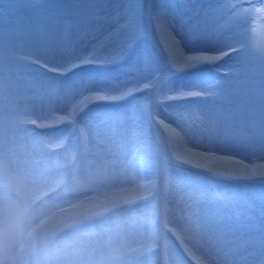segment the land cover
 I'll return each mask as SVG.
<instances>
[{
  "label": "rangeland",
  "instance_id": "1",
  "mask_svg": "<svg viewBox=\"0 0 264 264\" xmlns=\"http://www.w3.org/2000/svg\"><path fill=\"white\" fill-rule=\"evenodd\" d=\"M165 1L170 7H174L179 3L177 0ZM233 1L199 0L200 5L207 8L215 5L213 8L215 18L213 24L216 30L212 33L204 28L207 40L211 42L218 35L219 38H225L226 47L237 48L239 50L235 54V58L230 59L231 62L226 66L227 76L215 84L225 90H235L241 99L251 96H255L258 99L261 86L264 84V9H262L263 7L259 4L258 0ZM44 2L47 3L49 0H44ZM145 25L147 26L146 19ZM237 28L240 29L237 30ZM233 29H236L237 32L232 35L231 30ZM142 43L148 53H155L156 49L150 37H145ZM3 44V38H0V51L3 49ZM0 70H2V66H0ZM198 80H207L206 72L200 70L197 73L194 71L176 79L177 82L184 84ZM28 81L29 77L22 72L13 73L10 79L0 77V211H3V214L0 213V245L7 235L17 229V227L20 228V232L18 233L19 240L17 241L20 247L16 251L18 257L16 261L9 260L8 264H22L26 247L30 245V243H27L29 242L28 237L37 244L34 246V250L37 251L38 264H147L148 262L142 260L141 254L144 251L148 252L150 247V243L143 244L142 242V237L147 242V237L150 235L147 230L150 224L147 210L140 209L132 212L115 233L112 232V226L105 224L86 231L81 236L69 235L56 244L50 245L46 252L45 246L47 242H50L53 230H57V224L54 223L53 226L49 224L44 225L36 221V218L32 220L27 219L34 212V210H27V207L38 197L37 194L40 191L37 190L33 194L30 192L35 187V181L33 177H30L32 173L34 175L42 174L52 177L53 180L56 179V181H51L49 188L42 190L60 188L59 193L63 196L62 198L67 199L70 196H84L83 193L89 194L92 191L95 192L92 196H95L97 189L100 188H103L105 193L109 192L110 185L115 180H118V178H121L122 173L117 169L120 165L116 164L119 161L118 154L114 151L115 149L122 150L121 146H124L123 148L134 147V145L139 146L143 153L144 165L147 169H150L152 166H160L163 162L164 151L151 122L147 119V106H145L144 110H141L134 101L130 100L118 106L119 108L115 110L97 108L88 111L86 114L85 112L82 113L83 115H81L80 120L86 115V120H83L84 122H90L91 120L93 124H89L99 128L103 127V129L106 125V130H111L112 133L109 137L113 139L115 144L111 147L106 142L107 140L103 142L100 139L95 141L94 147L90 146L91 143L89 146L87 144L85 146L87 150L83 154L84 163L76 171L74 168L79 166V163L75 159L72 160L70 158L72 154L71 149L68 151V155H64L61 158L56 156L52 159H45L49 144L54 146L59 145L63 142L62 137L58 136L56 138L57 135H55V141H40V143H37L35 137H30L27 131L24 130L25 128L22 127L24 121L39 119L37 110L43 106L51 108L50 113L55 121H57L58 116L61 118L60 112H57L53 107L56 101L50 102L47 99L38 98L36 93L30 90L31 86ZM216 103H219V101ZM212 104L213 101L209 98L200 106V109ZM161 107L163 108V106ZM163 110L166 112L165 109ZM160 118L157 119L155 117V120L163 128L164 126L161 125ZM82 126L87 130L85 123ZM187 127L194 135V141L198 143L195 128L189 123H187ZM183 129L179 128L177 130L182 132L187 138L188 134ZM143 132H146L147 135H144ZM87 133L89 137V131ZM25 141L29 142L27 151L33 154V156H26L24 162L22 160L21 164H15L11 160L14 157L12 154L14 152L13 149H15L18 143ZM99 147L108 149L110 157L108 155L107 158L100 157L96 150ZM37 148H40V151ZM11 151L13 152L11 153ZM234 152L236 155H247V150L243 146L235 148ZM133 155V149H130L125 157L128 161L134 160ZM126 159L124 160L125 162ZM22 163L25 165H22ZM26 164L30 167L29 171L26 170ZM131 165L133 166V164ZM136 166L137 168H134L135 170L133 171L135 176L138 174L137 172L140 173L138 162ZM170 167L173 168H171L172 173L168 174L169 180L167 179L165 185L161 181L159 190V205L164 222L168 224L173 223L174 227L181 226L185 228L188 226L186 229H189L191 228L189 225L192 224L189 219L197 217V214L193 216H189L188 214H193L203 206L213 209L215 203H218L217 200L221 201V199H216V197L221 196L223 203H218L221 209L214 215H211L209 219L211 217L219 219L213 225V229L215 230H220L218 228L223 227V225L229 228V230H224L222 233L230 237L227 238L230 239L229 242L225 238H221L222 234L216 239L217 245L220 246L219 250L223 252V257L234 254L236 255L235 258H240L241 262L239 264H244L245 258L246 261H249V264H264V212H262L264 201L252 200L248 202L247 207L241 208L240 200L237 201L236 198H233L237 194L235 190L223 184L227 176L215 174L213 175L214 177L206 179L211 181L216 186L215 189H217L215 192H209V188L204 187V185L192 182L194 176L193 170L175 164H172ZM14 169L17 170V173L21 174V178L13 173ZM85 172H90L92 176L88 184L78 181L80 176L85 174ZM135 176L133 177L135 178ZM255 186L259 187L257 184H244L246 190ZM120 187L123 193L128 191L125 183L121 184ZM14 190L18 193L17 198L13 197ZM163 192L165 195L162 199ZM61 195H59V199ZM59 199L53 203L52 207H56L48 209L49 211L56 212V210H59L62 213L63 209H69L72 206V202L59 201ZM107 199L102 207L107 208L111 206L110 204L118 202L114 198H111V196L107 197ZM152 204L155 205L154 200ZM81 215L69 216L68 219H78ZM194 223L198 224L197 220ZM207 224L197 225L196 230L198 232L203 231L202 228L206 227ZM239 225H242V228L245 230L243 238L237 237L238 231L234 228ZM149 229L151 228L149 227ZM193 233L194 231L192 233H181V235L178 233L179 236L176 238L183 249V243L189 244L192 238L194 241ZM139 237L141 239H138ZM164 240L165 249H170L168 250L170 260H175V264H188L180 254L177 255L174 252L175 248H171L172 244L167 239ZM211 240L212 238L209 236L208 242L210 243ZM196 242L189 244V247H193L196 255L202 256L203 253L198 248L199 246L194 247L196 246ZM132 243L141 244L140 246H136ZM17 246H12L11 251L13 252ZM249 249L250 252H248ZM184 252L186 253L185 249ZM188 257L193 258L189 254ZM206 258L205 261L212 264ZM222 263L225 264L226 260L222 259Z\"/></svg>",
  "mask_w": 264,
  "mask_h": 264
},
{
  "label": "snow or ice",
  "instance_id": "2",
  "mask_svg": "<svg viewBox=\"0 0 264 264\" xmlns=\"http://www.w3.org/2000/svg\"><path fill=\"white\" fill-rule=\"evenodd\" d=\"M205 24L197 0L174 7L157 0H0V77L22 72L38 98L69 99L73 111L129 100L141 110L172 104L198 137L185 163L235 179H264V84L258 99H241L216 84L176 81L227 55L207 40ZM145 37L155 53L145 50ZM93 67L101 71L87 70ZM194 98L213 104L196 112L175 108ZM240 146L247 155L235 154ZM217 161L240 167H211Z\"/></svg>",
  "mask_w": 264,
  "mask_h": 264
},
{
  "label": "bare ground",
  "instance_id": "3",
  "mask_svg": "<svg viewBox=\"0 0 264 264\" xmlns=\"http://www.w3.org/2000/svg\"><path fill=\"white\" fill-rule=\"evenodd\" d=\"M263 1V0H262ZM157 2L159 3H165V0H157ZM233 2H236V0H234ZM197 5L198 7L201 9L202 14L205 15V19H206V24L205 27L207 30L211 31L212 33L215 32L216 27L214 26V12H213V8L215 5H212V7L207 8L204 7L202 5H200L199 0H197ZM264 9V3H262L261 5ZM215 10V9H214ZM240 28H237V30H239ZM236 29L231 30L232 35L235 34L237 32ZM99 36V39L101 41L104 40V35H106V33L104 35H100L97 34ZM223 36V35H222ZM225 38H219L218 35L215 36L213 38V40L211 41V45L212 47H214L217 50L222 49L223 51L227 52V55L224 56L222 59L213 61L211 63H205L202 67H200L198 70H196L195 72H199L200 70H202V68L204 66H209L211 68H214L218 63L222 62L224 58L230 56L233 53V48L228 46H225ZM210 54H215V53H210ZM193 73V72H190ZM190 73H182L181 75H187ZM109 104V103H107ZM55 106H53L57 112H60V116L61 118L58 116L57 117V121L54 120V117H52L51 115V108H47L48 106H43L41 107L39 110H37V114L39 119H37V123L40 125V128H51V126L56 124L59 125L60 123H81V125L85 123L86 127H87V132L89 131V145L91 143L90 146L94 147V143L97 140H102L103 142H108L111 147L114 146V142L113 139L109 137L111 133V130H106V125L103 127L99 128V127H95V125H91L89 123H92L91 120L90 122L87 121H83L86 120V115H84L85 117H82L81 120L80 118L76 120V115L75 113H79L80 111H73L70 107V100L69 99H65L63 101H56V103L54 104ZM185 102L180 103L178 105H175V108L181 110V111H187L185 106ZM173 105L169 104L167 106V110H165L166 112H163V109H165L164 107H159V108H147L148 110V114H147V119L148 121H151V125L155 131V133L157 134V136L160 138L161 142H162V146H163V161L165 163V165L167 163H173L175 165H183V166H187L191 169L194 170L195 173H201L205 178H208V176H212L213 174H216L215 172L207 169V168H202V167H193L192 165L185 163L184 162V158H187L191 155V153H189L187 151V149L189 147H191L192 145L197 144L196 141H194V135L191 133L190 129L187 127V123L188 121H184L181 120L177 114L173 111ZM161 108V110H160ZM200 109V107L198 108ZM197 109V110H198ZM190 112V111H189ZM162 115H161V114ZM157 117V119L160 118L161 119V125H163L164 127L162 128L161 126H159L158 123H156L157 121L155 120V117ZM70 121V122H69ZM83 121V122H82ZM54 123V124H53ZM93 124V123H92ZM84 128V126H83ZM183 129L186 130V133L188 134L187 138L183 135L182 132H180L177 129ZM144 135H147L146 132H143ZM165 134V135H164ZM58 138V136L56 137ZM55 135H50L47 137H44L42 141H47V142H52L55 141ZM71 141L72 139H69L66 141L65 143V155H68V151H70V149H72L71 147ZM29 142L25 141L23 143H18L15 147V149H13V151H11V153L14 155V157L11 159L12 161L15 162V164H21L22 160L23 162L25 161V157H32L33 154L29 153L27 151V146ZM127 146V145H126ZM124 147V146H123ZM121 146L122 150L119 149H115L114 151L116 152V154H118V162L116 164L120 165V167H117L118 170L121 171V178L118 180H115L113 184L110 185L109 187V192H106L103 190V188L97 189V194L95 196H88V195H84V196H78L77 198L73 199L72 201V206L69 209H63L62 213H58V211L56 210V212H52L49 211L47 208V205L49 204V202L51 201V197H49L46 201L45 204H40V206H38L34 212L31 214V216H29L27 219L32 220L33 218H36L35 220L38 222L43 223L44 225H51L53 226L54 223L57 224V228L58 231L67 223L69 222H73V221H79L81 219H83L84 217L86 218V216H92L94 214L103 212L104 210H107L105 207H102L103 204L105 203L107 199V197L114 198L116 202L115 204H110L111 206H108L110 208L115 207V211L114 213H118L119 210L121 208H123L125 206V204H130V203H134L140 200H149V199H153L156 201V214L155 216L158 219H161L162 217V212L159 209V200H158V195H159V190L160 187H156L157 184L155 182V179L153 178L148 179L146 182L142 181L143 179L141 178V175L139 174V172H137L138 174L135 176L133 171L135 170L134 168H137L136 166V161L133 163V166L130 164V162L128 161V159H126L125 155L127 154V152L130 151V149H134V147H127V148H123ZM99 149V150H98ZM97 150V154L100 157L103 158H107L108 156L110 157V154L108 152V149L106 150L103 148H98ZM95 150V151H96ZM92 152V151H91ZM112 152V151H111ZM72 155V154H71ZM70 155V158L72 159ZM108 155V156H107ZM126 159V162L124 161ZM128 161V162H127ZM22 165H25L22 163ZM117 165V166H118ZM135 165V167H134ZM221 165H223L225 168H232V169H237L240 167V165H237L235 163L232 162H228V161H217L215 162V164H213L211 167H220ZM29 165L26 164V170L29 171ZM159 165L157 166H152L151 169L152 170H159V173H162V168L158 169ZM19 178H21V174L17 173V170L14 169V172ZM78 174V173H77ZM37 175V176H36ZM90 175V177H89ZM195 176H198L196 174H194ZM200 175V174H199ZM218 175V174H217ZM135 176V178L133 177ZM30 177H33V180L35 181V187L32 188L31 194H33L35 191L37 190H42L45 188H49V185L51 183V181L53 180L52 177H47L44 175H40V174H35L32 173V175H30ZM228 179L231 180H239L241 181L242 179H235V178H231L229 176H227ZM92 179L91 173L90 172H85V174H83L82 176H80L79 178V182L81 183H86L88 184V182ZM247 180V179H244ZM53 181H56V179H54ZM249 181V180H247ZM251 181H255V179H252ZM258 181H263L264 179H258ZM126 184L128 187V191L126 193H123L120 190V185L121 184ZM53 188H50V190ZM29 190V189H28ZM95 194V192H94ZM93 194V195H94ZM212 196V194H211ZM208 198V197H206ZM204 199V197H203ZM127 202V203H126ZM107 207V208H108ZM220 206L218 203H215L214 208H208L207 206H203L201 207L199 210L195 211L193 214L189 213V216H193L197 214V217H194L193 219H189L192 224L194 225H189L191 226V228L186 229L178 226V227H174V224H168L165 223L164 224V231L168 232H174V235H178V233L181 235V233H185V232H189L192 233V231H194L193 233V237H194V241L192 238V244L196 242V246H194L195 248L198 247L200 249V251L203 253V260H204V264H207L208 262L205 261L204 257L208 258L209 261L212 262V264H224L222 263V259L226 260V263L228 264H239L241 262L240 258L236 257V255L234 254H229L225 257H223V252H221L220 246L217 245V241L216 239H218L220 237V234L223 233L224 230H229V228L227 227H221L218 228L220 230H215L213 229V225L216 223V221H218L219 219H216L214 217H211L209 219V217L211 215H214L216 212H218L220 210ZM5 212V211H4ZM159 212V213H158ZM1 214H3V211H0ZM78 214H82L81 216L78 217V219H74V220H69V216H78ZM83 217V218H82ZM81 218V219H80ZM209 219V221H208ZM197 220L198 224H195L194 221ZM203 223H208L206 227L202 228L203 231L201 230V232H198L196 230L197 225H203ZM238 232H237V237L238 238H243L244 234H245V230L244 228H242V225L239 226H235L234 227ZM193 229V230H192ZM222 230V231H221ZM183 231V232H182ZM235 231V230H234ZM20 232V228L17 227V229L13 230L9 235H7L4 240L1 242L0 245V264H8L9 260H14L16 261V258L18 257L16 254V251L18 249V247H20V244L17 242L19 240V233ZM212 235V236H211ZM212 238L211 242H208V239ZM142 237V235H141ZM141 237H139L138 239H141ZM128 238H132V237H128ZM152 238V237H151ZM222 239H226L227 242L230 241V238L228 235L226 234H222L221 235ZM142 242L143 244L146 243H150V240L147 239V242H145V239L142 237ZM20 243L21 240H20ZM190 243V244H191ZM136 246H140L141 243H132ZM14 245H18L16 249L13 250V252L11 251V247ZM187 248H191V249H187V251L190 254H194V249L193 247H189V244H186ZM248 252H250V249L248 250ZM201 256V255H200ZM206 258V259H207ZM225 263V264H226ZM170 264H175V260H170ZM199 264H202L201 262ZM209 264V263H208ZM244 264H249V261H246V258L244 259Z\"/></svg>",
  "mask_w": 264,
  "mask_h": 264
}]
</instances>
